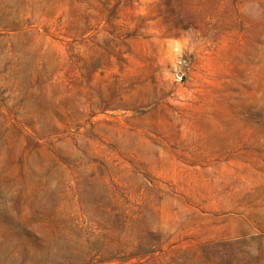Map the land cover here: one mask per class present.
<instances>
[{
    "label": "rangeland",
    "instance_id": "obj_1",
    "mask_svg": "<svg viewBox=\"0 0 264 264\" xmlns=\"http://www.w3.org/2000/svg\"><path fill=\"white\" fill-rule=\"evenodd\" d=\"M0 264H264V0H0Z\"/></svg>",
    "mask_w": 264,
    "mask_h": 264
}]
</instances>
